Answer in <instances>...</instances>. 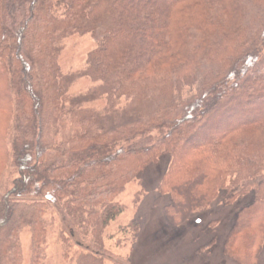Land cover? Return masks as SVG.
<instances>
[{"label":"trees","instance_id":"obj_1","mask_svg":"<svg viewBox=\"0 0 264 264\" xmlns=\"http://www.w3.org/2000/svg\"><path fill=\"white\" fill-rule=\"evenodd\" d=\"M73 35L95 46L65 74L57 61ZM80 79L95 85L71 94ZM0 121L18 174L0 199V264L20 261L26 226L42 260L49 206L67 239L90 236L76 264H103L101 232L122 211L111 199L164 154L169 223L207 209L230 179V199H253L223 254L261 264L264 0H0Z\"/></svg>","mask_w":264,"mask_h":264},{"label":"rangeland","instance_id":"obj_2","mask_svg":"<svg viewBox=\"0 0 264 264\" xmlns=\"http://www.w3.org/2000/svg\"><path fill=\"white\" fill-rule=\"evenodd\" d=\"M61 45L57 62L65 74L82 69L88 53L95 46L89 35L67 37ZM94 85L88 79H80L71 87L70 93L76 94ZM98 104L103 106L104 102ZM2 127L0 121V129ZM170 162L169 155H161L125 183L111 199L122 211L101 232L99 256L103 258V264H235L223 254L224 241L237 212L251 203L253 193L230 199L239 184L231 185L229 179L207 209L194 213L186 223L173 226L164 211L170 198L159 190ZM16 178V167L0 151V199ZM43 220L45 244L39 252L43 253V258L37 264H76L74 257L81 251L78 245L84 248L90 245V236L83 237L76 230L72 239H67L66 219L52 206L45 209ZM18 242L20 261L15 264H33L32 229L29 226L20 230ZM64 254L67 255L65 258ZM260 258L264 264V246Z\"/></svg>","mask_w":264,"mask_h":264}]
</instances>
